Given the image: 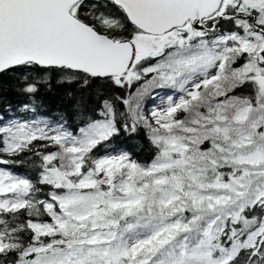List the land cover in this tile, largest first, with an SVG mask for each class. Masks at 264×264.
Wrapping results in <instances>:
<instances>
[{"label":"snow or ice","instance_id":"snow-or-ice-1","mask_svg":"<svg viewBox=\"0 0 264 264\" xmlns=\"http://www.w3.org/2000/svg\"><path fill=\"white\" fill-rule=\"evenodd\" d=\"M0 264H264V0H0Z\"/></svg>","mask_w":264,"mask_h":264}]
</instances>
